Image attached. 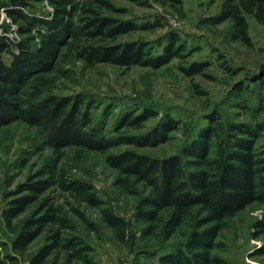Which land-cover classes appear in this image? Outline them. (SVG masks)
I'll use <instances>...</instances> for the list:
<instances>
[{
    "label": "rangeland",
    "instance_id": "1",
    "mask_svg": "<svg viewBox=\"0 0 264 264\" xmlns=\"http://www.w3.org/2000/svg\"><path fill=\"white\" fill-rule=\"evenodd\" d=\"M111 1L114 8H104L105 15L137 25L120 35L118 41H138L146 45L148 52L159 54L175 34L183 48L181 56L161 65L91 66L70 52L48 73L50 82L44 87L43 96L83 97L91 105L93 124H105L108 135H146L161 128L166 120L177 121L164 142L144 146L125 143L108 154L126 148L160 158L181 153L186 144L200 135L209 117L218 113L224 128L234 122L260 124L255 148L264 157V24L247 15L251 37V45H247L232 38L231 20L213 21L225 0H181L182 5L155 0ZM29 10L46 15L51 6L45 1ZM8 22L10 30L1 28L0 32L12 41L20 39L17 25L6 20L3 13L0 24ZM10 58L6 53L5 60ZM195 62L206 63L203 71L186 74L183 68ZM27 89L32 91V86ZM145 109L154 114L141 125H126L117 131L123 115ZM212 142L215 143L214 138ZM215 153L216 146L212 144L209 156L212 158ZM52 160L65 169L68 181L90 185L87 193H95L99 203L93 205L84 198L85 193L79 195L75 189L64 190L55 185L9 225L5 211L13 199L27 193L18 189L40 179L38 172ZM118 176L119 171L107 161V153L56 147L48 141V130L42 123L30 124L21 119L1 127L0 264H33V257L54 243L57 229L64 241L52 251L46 264H151L179 248L191 256L208 255L210 264H264V253L259 252L264 247V229L258 227L264 219L263 201L227 217L222 225L208 221L207 213L200 207L194 208L181 225L171 230L173 209L161 211L150 222L138 218V209L150 188L134 181L123 186L118 183ZM107 211L122 217L124 226L108 224ZM46 213H53L58 221L50 224L26 250L17 248L16 238L24 221ZM149 225L154 226L151 233ZM202 230H210L205 240L196 234ZM212 233L216 234L209 237ZM191 242L193 248H187ZM70 244L72 250L79 249L76 256L70 257L66 247Z\"/></svg>",
    "mask_w": 264,
    "mask_h": 264
},
{
    "label": "trees",
    "instance_id": "2",
    "mask_svg": "<svg viewBox=\"0 0 264 264\" xmlns=\"http://www.w3.org/2000/svg\"><path fill=\"white\" fill-rule=\"evenodd\" d=\"M45 1L51 6L48 14L37 15L29 10ZM155 1L182 5L181 0ZM104 8H114V3L111 0H0V17L4 13L6 20L17 25L21 35L20 39L12 41L6 33L0 32V128L21 119L30 124L42 123L48 130V141L56 147L73 146L107 153V161L119 171V184L129 186L134 181L150 188L138 209V218L150 222L161 211L173 209L169 219L171 230L181 225L194 208L200 207L207 213L208 221L222 225L227 217L252 203L264 202V157L255 148L260 124L234 122L224 128L219 114L214 113L200 135L186 144L181 153L160 158L126 148L108 154L112 148L125 143L144 146L164 142L177 121L166 120L161 128L146 135H108L105 124H93L91 105L83 97L43 96L44 87L50 82L48 73L70 52L91 66L98 63L124 67L161 65L181 56L183 48L175 34L159 54L148 52L146 45L138 41H118L120 35L136 29L137 25L130 20L105 15ZM247 15H253L264 24V0H225L213 21L231 20L232 38L251 45ZM10 25L9 22L0 24V30L4 28L8 32ZM6 53L11 56L10 61L5 60ZM205 65L195 62L183 70L193 75L202 72ZM29 86L32 91L27 89ZM152 114L154 111L149 109L138 114L127 113L116 129L141 125ZM212 144L216 146V153L211 158ZM37 176L42 177L18 189L20 193H27L13 199L12 206L5 211L9 225L55 185L64 190L75 189L79 195L85 193L84 198L93 205L99 203L95 193H87L90 185L78 180L68 181L65 169L53 160L47 162ZM105 218L112 226H124L122 217L111 211L106 212ZM56 221L58 217L53 213L27 218L16 238L17 248L26 250ZM258 227L264 229V219ZM147 229L151 233L154 226L149 225ZM209 231L202 230L196 233L197 237L205 240ZM212 234L209 237L216 233ZM54 238V243L44 246L33 257V264H46L52 251L62 244L64 239L60 229ZM72 246L66 245L70 257L79 252V249L72 250ZM186 246L193 248L194 243ZM259 252L264 253V247ZM84 260L89 261L87 257ZM199 261L210 264V257L191 256L179 248L151 264H198Z\"/></svg>",
    "mask_w": 264,
    "mask_h": 264
}]
</instances>
